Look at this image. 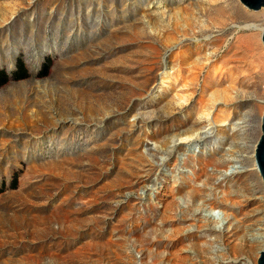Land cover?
<instances>
[{"label":"rangeland","instance_id":"1","mask_svg":"<svg viewBox=\"0 0 264 264\" xmlns=\"http://www.w3.org/2000/svg\"><path fill=\"white\" fill-rule=\"evenodd\" d=\"M263 25L240 0H0V264H257Z\"/></svg>","mask_w":264,"mask_h":264},{"label":"water","instance_id":"2","mask_svg":"<svg viewBox=\"0 0 264 264\" xmlns=\"http://www.w3.org/2000/svg\"><path fill=\"white\" fill-rule=\"evenodd\" d=\"M242 4H244L250 10H259L264 7V0H240ZM262 42L264 44V30L262 33ZM261 136L255 147V162L258 167L259 173L262 177V181L264 183V114L262 117L261 124ZM257 264H264V248L259 254Z\"/></svg>","mask_w":264,"mask_h":264},{"label":"trees","instance_id":"3","mask_svg":"<svg viewBox=\"0 0 264 264\" xmlns=\"http://www.w3.org/2000/svg\"><path fill=\"white\" fill-rule=\"evenodd\" d=\"M50 64V62H48ZM46 72V71H44ZM27 77V72L26 69L24 68V66L22 64L19 65V71L16 75L17 79H23ZM6 82V76H4V78L0 81V84H4Z\"/></svg>","mask_w":264,"mask_h":264},{"label":"bare ground","instance_id":"4","mask_svg":"<svg viewBox=\"0 0 264 264\" xmlns=\"http://www.w3.org/2000/svg\"><path fill=\"white\" fill-rule=\"evenodd\" d=\"M256 30H257V29H256ZM263 30H264V25H263V29H262V28H260V29L258 28L257 33L254 34V37H255V38L260 37V33H261V32L263 33ZM261 35H262V34H261ZM255 147H256V146H255ZM254 153H255V151L252 152L251 155H250V157L253 158V161H255V155H254ZM253 169H255L256 171L258 170V167H257V165H256V162H255V164H254V166H253ZM237 172H239V171H237ZM258 172H259V170H258Z\"/></svg>","mask_w":264,"mask_h":264}]
</instances>
